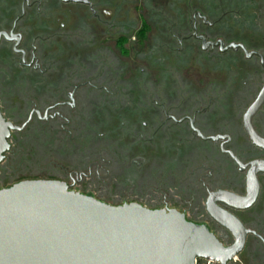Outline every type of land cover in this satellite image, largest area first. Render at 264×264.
Returning a JSON list of instances; mask_svg holds the SVG:
<instances>
[{
  "label": "flooded vegetation",
  "instance_id": "1",
  "mask_svg": "<svg viewBox=\"0 0 264 264\" xmlns=\"http://www.w3.org/2000/svg\"><path fill=\"white\" fill-rule=\"evenodd\" d=\"M159 1L165 7L166 0ZM154 5L0 0V110L18 128L0 167L17 156L14 145L28 150L18 154L22 161L48 147L55 157L63 151L77 170L67 173L69 182L48 180L102 201L75 187L91 173L84 169L87 148L115 138L112 173L140 193L121 205L176 210L231 246L234 236L213 218L208 202L220 191L246 196L250 164L264 161L246 121L264 97V0H211L208 12L201 0L194 7L183 1L171 12ZM195 33L212 46L204 50ZM249 124L264 140V102ZM59 130L66 131L64 139ZM102 150L98 174L105 170ZM258 178L259 195L250 209L217 204L248 231L242 252L229 264H264V174ZM119 182L114 185L121 193Z\"/></svg>",
  "mask_w": 264,
  "mask_h": 264
},
{
  "label": "water",
  "instance_id": "2",
  "mask_svg": "<svg viewBox=\"0 0 264 264\" xmlns=\"http://www.w3.org/2000/svg\"><path fill=\"white\" fill-rule=\"evenodd\" d=\"M194 37L204 50L212 46L197 33ZM263 102L259 98L246 116L247 132L262 149L264 140L249 123ZM15 130L0 110V164ZM250 166L246 196L220 191L208 202L213 218L234 236L231 246L176 210L138 203L115 206L71 191L60 181L27 180L0 189V264H229L242 252L248 231L217 204L235 210L255 204L264 161Z\"/></svg>",
  "mask_w": 264,
  "mask_h": 264
},
{
  "label": "rangeland",
  "instance_id": "3",
  "mask_svg": "<svg viewBox=\"0 0 264 264\" xmlns=\"http://www.w3.org/2000/svg\"><path fill=\"white\" fill-rule=\"evenodd\" d=\"M151 1H153V4H155L154 0H151ZM154 6L156 7V5ZM178 8L179 7H177L176 10H178ZM132 10L133 9H131V12ZM131 18H133L132 15H131ZM171 67H172V63L170 64V68ZM144 68L145 70L147 69L146 65L144 66ZM156 70H158V68L153 69L154 72ZM184 75L185 74L183 73L182 76ZM150 83H151L150 85L153 87H159V85L155 82H150ZM112 101H115V100L114 99L110 100V102ZM155 102H157L156 99H154V103ZM105 110L108 111L109 109L105 108ZM91 111L92 110H89L88 113L91 114ZM9 112L10 111L8 110L6 113L7 116H9ZM110 114L108 116L112 117V113ZM85 115L87 114L85 113ZM80 118H81V115H80ZM84 125L85 123H83V126ZM114 130H115V127L111 128L110 131H106V132L112 133ZM65 132L66 131H64V133H61L59 130L58 131L59 138L64 139V135H66ZM97 139L99 140V138ZM114 139L115 138L104 140L102 138V140H99L101 145L97 147L90 146L87 148L86 155L84 156L87 157L88 155L89 157H87L88 158L87 161H84L87 166L84 169L87 170L88 168L91 171V173L88 179H85L82 183L78 184L75 187V189L81 191L84 194L92 192V195L95 196L96 198L104 201L107 204L116 206V205H121L123 202L122 201L123 199H127L128 201L133 200L140 193H138L139 190L137 189V187H133V185H131V188H130L129 186L130 183L128 184L127 182L128 179H126L127 181L122 180L119 177L118 179H115L116 178L115 171L114 173H112L115 167L114 162L112 160L113 159L112 156L114 155L113 153L114 152V149H113ZM16 141H17V136L14 139H12V144L13 142L15 143ZM14 146H15L14 153L17 154V156L15 157V159L8 157L7 162L4 163L2 167H0V189L6 188L8 186H11L15 183H19L26 179L27 180L57 179V180H64L66 182H69V175L67 173L77 170L76 167H74L72 164L69 163L71 160L73 163H75V161L73 160L74 158L70 159L69 157L66 156V154L63 151L57 152L56 153L57 157H55V155L49 153L51 151V148L48 147L47 152H42V153L38 152V154H33L30 152L31 157L25 156V158L22 161V159H20L18 154L24 153L26 151L28 152V150H26L25 148H21V147L19 149L16 145ZM34 149L35 148L31 150H34ZM101 149L107 150L111 155L110 157H107L109 153L102 150V152H104V155H107V156H103L102 154L104 161L106 162L104 163L105 170L100 169V172L98 174L97 171L95 170V166L96 164H100V163L98 160L99 157H96V156L99 155V152ZM110 150H113V151H110ZM116 180L118 182L120 181L119 183L123 186L122 188H124V189H121V193L118 192L119 190L118 185H114ZM157 180L158 179H156V181ZM142 183L143 184L148 183V179L143 180ZM153 188L157 190V188L153 186L151 190H153ZM161 190L166 191V188H163ZM205 264H208V263L206 262Z\"/></svg>",
  "mask_w": 264,
  "mask_h": 264
},
{
  "label": "trees",
  "instance_id": "4",
  "mask_svg": "<svg viewBox=\"0 0 264 264\" xmlns=\"http://www.w3.org/2000/svg\"><path fill=\"white\" fill-rule=\"evenodd\" d=\"M183 1L185 2L186 5L191 3V5L194 7L195 0H166L165 7H162V4H164V3H162L161 1L154 0L155 5L157 3H159L161 5V7H157V5H156V7H153V8L155 10L159 8V10H161V11L167 9V10H169L171 12V11H175L176 8L179 7ZM151 2L153 3V1H151ZM210 3H211V0H201V8H202V10L208 12L210 10ZM186 10H188V8H186ZM147 27H148V25L145 23L143 25V28H142V37H143L142 39L143 40L146 38V35L144 33L147 31Z\"/></svg>",
  "mask_w": 264,
  "mask_h": 264
},
{
  "label": "built area",
  "instance_id": "5",
  "mask_svg": "<svg viewBox=\"0 0 264 264\" xmlns=\"http://www.w3.org/2000/svg\"><path fill=\"white\" fill-rule=\"evenodd\" d=\"M196 264H198V263H196ZM208 264H211L210 262H208Z\"/></svg>",
  "mask_w": 264,
  "mask_h": 264
}]
</instances>
